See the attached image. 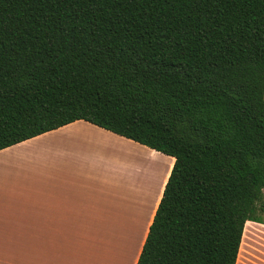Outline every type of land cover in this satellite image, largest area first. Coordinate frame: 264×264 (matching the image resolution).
Returning a JSON list of instances; mask_svg holds the SVG:
<instances>
[{
	"label": "trees",
	"instance_id": "trees-1",
	"mask_svg": "<svg viewBox=\"0 0 264 264\" xmlns=\"http://www.w3.org/2000/svg\"><path fill=\"white\" fill-rule=\"evenodd\" d=\"M81 120L175 159L137 264H237L264 215V0H0V151Z\"/></svg>",
	"mask_w": 264,
	"mask_h": 264
},
{
	"label": "crops",
	"instance_id": "crops-1",
	"mask_svg": "<svg viewBox=\"0 0 264 264\" xmlns=\"http://www.w3.org/2000/svg\"><path fill=\"white\" fill-rule=\"evenodd\" d=\"M46 137L61 138L60 144H78L83 148L72 151L55 147L47 152L53 163L41 167L37 177L40 180L34 183L35 186L19 188L9 180L5 186H0V264H82L79 258L83 255L77 245L83 243L91 249L96 245L98 249L107 246L105 256L92 264H137L175 159L140 144L152 158H168L159 192L150 204H141L140 208H146L140 218H130L126 235L118 234L116 230L105 232L102 221L121 220L120 208L115 207L118 200H114L119 187L89 181L107 179L110 172L117 173L129 164L116 156H113V164L109 163L101 157L100 149L108 151L110 146L123 145L135 146L138 152L141 147L134 145L132 140L125 141L129 139L81 120L2 151L42 141ZM83 155H89V158L94 155L95 158L93 162L87 160L85 166H75L71 160ZM76 178L84 180V191H76ZM124 207L122 205V209ZM261 226L264 225L252 221L246 223L237 264L243 248L250 247ZM124 253L128 255L125 262Z\"/></svg>",
	"mask_w": 264,
	"mask_h": 264
},
{
	"label": "rangeland",
	"instance_id": "rangeland-1",
	"mask_svg": "<svg viewBox=\"0 0 264 264\" xmlns=\"http://www.w3.org/2000/svg\"><path fill=\"white\" fill-rule=\"evenodd\" d=\"M60 139L54 140L51 137H46L42 141L30 142L29 144L0 152V186H3V184L5 186L7 180L18 184L19 188L35 186L34 183L40 180L37 177L38 171L41 172V167L53 163V159L47 155V152L55 147L58 149L70 148L72 151L82 150L81 148H83V145L78 144H60ZM52 142H54L53 145H51ZM132 143L141 147L138 152L135 146H131L130 148L123 145H119L117 148L110 146L108 151L101 148V157L107 159L109 163L113 164V156H116L119 160L129 165L125 166L126 169L122 167L117 173L110 172L107 179H93L89 181L92 184L102 183L117 185L119 187L116 189L117 199L114 200H118L115 207L120 208L118 211L121 212V220L102 221V230H105V232L116 230L118 234L126 235V226L131 221L130 218H140L143 215L142 212L146 207L140 208L141 204H150L156 198L167 169V157L159 156L152 158L147 149L143 148L140 144ZM85 148L87 149L88 147ZM98 153L96 152L97 155ZM94 158V155L91 158H89V155L86 157L83 155L76 156L71 161L75 166L81 167L86 165L87 160L93 162ZM54 161L56 162L55 157ZM75 182L76 191L83 190L84 180L76 178ZM122 205L125 206L124 209H122ZM258 215H260L263 221L260 224L264 225V215ZM78 241L79 239L77 238ZM77 246L79 253L82 252L83 255V257L80 256L79 258V262L82 264L83 262L84 264H92L94 260L103 258L107 252V246L100 249L97 248V245L91 249L84 243L81 246ZM249 246L246 245L243 248L239 264H264V226L259 228V231L255 235V240ZM127 259L128 255L124 253L123 262L127 261Z\"/></svg>",
	"mask_w": 264,
	"mask_h": 264
}]
</instances>
